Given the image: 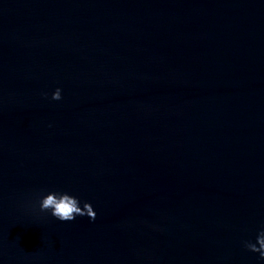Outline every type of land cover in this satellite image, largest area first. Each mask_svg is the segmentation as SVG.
I'll return each mask as SVG.
<instances>
[{"label": "water", "instance_id": "1", "mask_svg": "<svg viewBox=\"0 0 264 264\" xmlns=\"http://www.w3.org/2000/svg\"><path fill=\"white\" fill-rule=\"evenodd\" d=\"M262 226L264 0H0V264H264Z\"/></svg>", "mask_w": 264, "mask_h": 264}, {"label": "clouds", "instance_id": "2", "mask_svg": "<svg viewBox=\"0 0 264 264\" xmlns=\"http://www.w3.org/2000/svg\"><path fill=\"white\" fill-rule=\"evenodd\" d=\"M47 95V93H45ZM52 100L62 99V89L56 87L51 93ZM33 210L47 213L51 217L61 222L74 221L77 216H87L94 220L97 212L90 201L81 202L80 198L67 191L52 189L40 195L35 203L32 204ZM243 246L251 252L258 253L257 259L264 261V226H262L256 236L255 242L247 240Z\"/></svg>", "mask_w": 264, "mask_h": 264}]
</instances>
